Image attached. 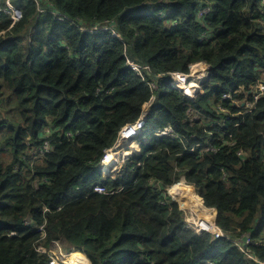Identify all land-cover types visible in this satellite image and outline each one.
I'll return each mask as SVG.
<instances>
[{"label": "trees", "instance_id": "trees-1", "mask_svg": "<svg viewBox=\"0 0 264 264\" xmlns=\"http://www.w3.org/2000/svg\"><path fill=\"white\" fill-rule=\"evenodd\" d=\"M11 3L14 25L0 10V264H49L41 248L61 239L90 264L264 262V92L249 108L233 105L264 74L259 0ZM106 23L121 39L77 27ZM127 59L149 70L140 76ZM200 62L211 74L188 99L169 74ZM148 79L158 90L147 125L172 136L103 176L97 164L150 99ZM181 179L215 208L225 236L185 228L166 193ZM244 233L258 242L242 251L233 240Z\"/></svg>", "mask_w": 264, "mask_h": 264}, {"label": "clouds", "instance_id": "clouds-1", "mask_svg": "<svg viewBox=\"0 0 264 264\" xmlns=\"http://www.w3.org/2000/svg\"><path fill=\"white\" fill-rule=\"evenodd\" d=\"M33 1H38V0H33ZM56 15L58 16L59 20H64L63 19V16L61 14H56ZM159 16H160V12L157 13V17H159ZM159 18H161V17H159ZM19 20H17L16 22H18ZM70 22L75 23V22H73L71 20H70ZM15 23H13V24L11 23L10 26L14 25ZM106 24L107 25H105V26H103V25H94V26H92L90 28H87L84 25L77 24L78 25L77 27L82 32H90L92 34H98L99 32H105V31L110 30L111 33H112V36H115V37L121 39V37H120L119 33L117 32V30L115 29V27L113 25L108 24V23H106ZM126 64L130 67L131 70L135 71L136 74H138L140 76L142 75L143 70H149L148 66H146V65L140 66V65L136 64L135 62H132V61H130L128 59L126 60ZM132 64L137 65L139 67V71H136L135 69H133L132 68ZM195 64H198V63H195ZM195 64H192L189 67V72L188 73H180V75H182V77L185 79V81L183 83L181 82L182 80H179L181 82V86H179V83L180 82L176 78V74H174V73H178V72H173V73H170L169 74L168 84L172 88L178 89L188 99H194L195 97L203 94V89H202L201 86H202V84H204L205 82H207L209 80V77H210V74H211L210 66L207 63L200 62V64H199L200 66L199 65L193 66ZM191 68H192V75L194 74L195 75V78L193 76H192V78L190 77ZM208 75H209V77H208ZM158 76L159 77H156L157 78V81L160 78L161 74H158ZM192 81L195 82V86L194 87H188V85ZM151 82H154V84H155V88H153V89L151 88ZM148 84H149V88L151 90L150 91L151 92L150 99L143 104V106H142V112L140 113L139 117L134 122H130V123L124 124L118 130L117 139H116L115 143L119 141L118 144H119L120 148H122V146L124 144H128V143L130 144L129 146L124 147L127 150H129V154L126 157V159L129 156L133 155V154L139 153L140 150H141V146L144 145V144H147V142L150 139L164 138V137L172 136V129L169 126H164L162 128H157V129H151L150 130L149 129V126L147 125V111H148V106H149L151 100L154 99L155 94H156V92L158 90L157 83L155 81H153L152 79H148ZM185 86H187L188 88L192 89V91L194 90L195 93H196V95L195 96H192V97L188 96L187 93H186V90L183 91V88ZM240 89H241V87H238L237 90H239V91L238 92H235V93L238 94L241 91ZM224 95H226V97H224ZM224 95H223V97L226 98V99H228L230 97L229 94H224ZM235 100H237V99H235ZM233 105H235V104L233 103ZM238 107H247V102H245V99H244V102L241 103V105H238ZM141 121L143 122L141 128H136L135 130H132L131 129L133 126H135L137 124H140ZM134 141L136 142L137 146H132L131 145ZM124 148H122V150ZM104 159H105V156H103L102 159H101V161L97 164V168H98V171L100 172L101 175L107 176L106 174H108V173L111 172L110 168H113V164H115V163L112 162L110 165L104 166V164L102 163ZM94 191L95 192H98L95 188H94ZM166 191L168 193V189ZM185 228H187V227H185ZM213 239H217V238H213ZM72 249H75V248H72ZM75 250L78 251V252L80 251V250H77V249H75ZM49 264H50V260H49Z\"/></svg>", "mask_w": 264, "mask_h": 264}, {"label": "rangeland", "instance_id": "rangeland-1", "mask_svg": "<svg viewBox=\"0 0 264 264\" xmlns=\"http://www.w3.org/2000/svg\"><path fill=\"white\" fill-rule=\"evenodd\" d=\"M200 11H201V8L197 11V14H199ZM199 64L200 63L195 64L193 66H197ZM192 76L195 78V75L194 74L192 75V68H191L190 77L192 78ZM190 93L192 94V96L196 95L195 91L194 90L192 91V89H190ZM240 93H242V91H240L238 94H240ZM242 102H244V99L243 100H235V99H233V103L235 104V106L241 105ZM6 114L7 113L5 112L4 115H6ZM118 142H116L113 146L117 147V145H119ZM129 145H130L129 143L128 144H124L122 146V148H124L126 146H129ZM131 145L132 146H137L135 141ZM126 150H127L126 148L123 149L124 154L127 153ZM114 157L116 158L115 155H114ZM120 157H121V154L119 152V155L117 157L118 160L120 159ZM120 164H121V162H120ZM120 166L121 165H116V164L113 165V168H110L111 172L106 174V175H109V176H112V177L115 176L120 171V169H121ZM175 185H177V186L175 187ZM167 189H168V193L166 191L167 195L170 197L171 200H173L177 204L178 208L183 211V214H184L183 215V218H184L183 220H184V222H186V219H188L190 221H192V219H193L195 222L200 223V224L203 225V222L205 224H207L206 221H203L204 219L205 220H208V219H211V218L215 219V217H216V211H214L215 208L206 207L203 204L202 200L198 203V202H196V198H195V202L192 200V207H190L188 205V203L186 202L187 199H189L190 195L186 194L187 195L186 199H180V198L178 199V198H176V196L174 195V192H176V189H177V191L178 190H186L187 192H189V193H191L193 195L195 194L196 196L199 197V195L197 194L198 192H197L196 188L191 186V185L186 184L184 182V180L181 179L179 182L175 183L174 185H172L171 187H169ZM195 195H194V197H195ZM258 221H259V219L257 220V223H258ZM187 223L188 222H186V224ZM257 227H258V225H257ZM189 228H192V225ZM262 231L263 232L260 233V234H261V236H264V229H262ZM72 248L73 247L68 246V244L66 243V241L64 239H61V240H57V241L53 242L51 244L50 248L47 249V250L44 249V248H41L42 249L41 251H44V252H46L49 255L50 262L52 264H58V263L59 264H66V262H68V261H73V262H75L77 264L83 263V259ZM79 252L84 255V257L87 260V264H90L88 256L83 251H79Z\"/></svg>", "mask_w": 264, "mask_h": 264}, {"label": "built area", "instance_id": "built-area-1", "mask_svg": "<svg viewBox=\"0 0 264 264\" xmlns=\"http://www.w3.org/2000/svg\"><path fill=\"white\" fill-rule=\"evenodd\" d=\"M5 7H1L0 10L5 12L7 15H9V17L12 19V24L15 23L17 20H19L21 18V13L18 9H16L12 3L11 0H5ZM259 5L261 6L263 15L262 17L259 19V23L261 24V26L264 28V0H259ZM210 7H211V3H208L204 6L201 7V11L198 14V17L201 16H206V14L210 11ZM106 29V28H105ZM132 68L135 69L136 71H139V67L135 64H132ZM176 74V78L178 80H182L181 82L183 83L185 81V79L182 77V75H180V73H174ZM151 88H155V84L154 82H151ZM186 90V93L188 96L192 97V94L190 93V88H188L187 86H185L183 88V91ZM242 91V89H240ZM239 90H236L235 92H238ZM243 92V91H242ZM264 92V74L263 76L257 81V83L255 85H252L250 87V91L249 92H243L245 95V102H247V107H251L252 104L255 103V101L258 99L259 96H261ZM224 97H226V95H224ZM252 97V101L249 100V98ZM143 122L141 121L140 124H137L135 126H133L131 129L135 130L136 128H141ZM44 146L46 147V149L48 148L47 146V142L44 143ZM47 151V150H45ZM38 152H42L41 149L38 150ZM119 152L121 154L120 159L118 160V155ZM110 153H114V155L116 156V158L114 159V162L116 165H123L124 161L126 159V157L129 154V150H127V153L124 154V151L120 148L119 145H117V147L113 146L110 149H107L104 153L103 156H107ZM121 162V164H120ZM113 164V165H115ZM120 166V167H121ZM95 189L98 192H101L103 189L101 186L95 187ZM213 217V216H212ZM216 218V217H215ZM206 221L207 224L204 226L200 223L195 222L193 219L192 221L186 219V222H188L186 224V222H184L183 220V225L187 228H189L192 225V229L194 230L196 233L201 234V233H208L211 236H213V238H219V237H223L225 236L224 232L216 225L215 223V219L211 218V220H203ZM190 225V226H189ZM234 244L242 251L245 250L246 246L248 244H254L257 245V241H253L250 239L249 235H247V233H244L240 238H236L233 240ZM248 257L250 258H254L251 254H248ZM256 259V258H254ZM261 264H264V262H260ZM50 264H52L50 262Z\"/></svg>", "mask_w": 264, "mask_h": 264}, {"label": "bare ground", "instance_id": "bare-ground-1", "mask_svg": "<svg viewBox=\"0 0 264 264\" xmlns=\"http://www.w3.org/2000/svg\"><path fill=\"white\" fill-rule=\"evenodd\" d=\"M179 81V80H178ZM180 82V81H179ZM179 86H181V82L179 83ZM195 86V82L194 81H192L189 85H188V87H194ZM114 159H115V157H114V153H110V154H108L106 157H105V159L103 160V164H104V166H108V165H110L112 162L114 163ZM177 185H175V187H176ZM178 189V188H177ZM177 189H176V192H174V195L176 196V198H180V199H186L187 198V195L186 194H188V195H190V197H189V199H187V203H188V205L190 206V207H192V200L195 202V197H194V195L193 194H191V193H189V192H187L186 190H178L177 191ZM191 199V200H190ZM180 202V201H179ZM189 207V208H190ZM209 221L211 220V219H208ZM203 225L205 226L206 224L203 222ZM82 261V260H81ZM66 264H77V263H75V262H73V261H68V262H66ZM81 264H84V262L83 263H81Z\"/></svg>", "mask_w": 264, "mask_h": 264}, {"label": "water", "instance_id": "water-1", "mask_svg": "<svg viewBox=\"0 0 264 264\" xmlns=\"http://www.w3.org/2000/svg\"><path fill=\"white\" fill-rule=\"evenodd\" d=\"M208 77H209V75H208Z\"/></svg>", "mask_w": 264, "mask_h": 264}]
</instances>
